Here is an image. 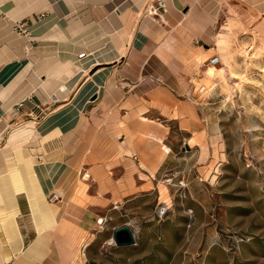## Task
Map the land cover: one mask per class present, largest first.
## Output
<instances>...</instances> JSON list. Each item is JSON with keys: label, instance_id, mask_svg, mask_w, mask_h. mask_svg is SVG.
I'll use <instances>...</instances> for the list:
<instances>
[{"label": "crops", "instance_id": "crops-1", "mask_svg": "<svg viewBox=\"0 0 264 264\" xmlns=\"http://www.w3.org/2000/svg\"><path fill=\"white\" fill-rule=\"evenodd\" d=\"M162 1L0 0V264H173L143 229L219 139L195 67L222 15L263 43L264 0ZM123 225L135 243H114Z\"/></svg>", "mask_w": 264, "mask_h": 264}, {"label": "rangeland", "instance_id": "rangeland-1", "mask_svg": "<svg viewBox=\"0 0 264 264\" xmlns=\"http://www.w3.org/2000/svg\"><path fill=\"white\" fill-rule=\"evenodd\" d=\"M224 19L215 42L203 46H215L209 57L218 55L219 63L213 66L205 56L193 80L196 105L212 113L210 128L219 129L208 168L199 186L185 178L173 199L163 197L169 212L155 218L162 220V232L143 229L144 236L162 240L164 259L173 264H188V248L189 264H264V41L254 36L250 21L229 32ZM193 235L210 243L189 246ZM108 252L102 249L104 256Z\"/></svg>", "mask_w": 264, "mask_h": 264}, {"label": "built area", "instance_id": "built-area-1", "mask_svg": "<svg viewBox=\"0 0 264 264\" xmlns=\"http://www.w3.org/2000/svg\"><path fill=\"white\" fill-rule=\"evenodd\" d=\"M164 9V2L162 0H156V5H152L150 6V13H157L158 14V10H163ZM14 29L15 31L18 33V34H21L23 36H28V30H27V27L25 25V23L23 22H15L14 23ZM209 64L215 66L216 64L219 63L220 61V58L218 55H213L212 57L209 58ZM84 176H88L87 173H83V177ZM177 184L182 187L184 186V183L182 180H178ZM57 198L56 195L52 194L50 196V200H55ZM164 211L163 208L160 209V213H162ZM135 243V241H134Z\"/></svg>", "mask_w": 264, "mask_h": 264}, {"label": "water", "instance_id": "water-1", "mask_svg": "<svg viewBox=\"0 0 264 264\" xmlns=\"http://www.w3.org/2000/svg\"><path fill=\"white\" fill-rule=\"evenodd\" d=\"M113 241L117 245L134 243V236L127 225L120 226L113 231Z\"/></svg>", "mask_w": 264, "mask_h": 264}, {"label": "bare ground", "instance_id": "bare-ground-1", "mask_svg": "<svg viewBox=\"0 0 264 264\" xmlns=\"http://www.w3.org/2000/svg\"><path fill=\"white\" fill-rule=\"evenodd\" d=\"M216 120V119H215ZM215 126V125H214Z\"/></svg>", "mask_w": 264, "mask_h": 264}]
</instances>
